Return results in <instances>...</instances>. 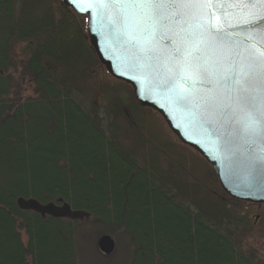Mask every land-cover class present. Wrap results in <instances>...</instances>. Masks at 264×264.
<instances>
[{
    "label": "trees",
    "instance_id": "obj_1",
    "mask_svg": "<svg viewBox=\"0 0 264 264\" xmlns=\"http://www.w3.org/2000/svg\"><path fill=\"white\" fill-rule=\"evenodd\" d=\"M22 7L0 0V264H79L77 214L127 237L129 264H264L214 222L216 197L231 200L214 169L133 90L108 102L111 137L74 99L101 73L125 84L100 64L87 18L61 0ZM28 79L36 98L20 95Z\"/></svg>",
    "mask_w": 264,
    "mask_h": 264
},
{
    "label": "snow or ice",
    "instance_id": "obj_2",
    "mask_svg": "<svg viewBox=\"0 0 264 264\" xmlns=\"http://www.w3.org/2000/svg\"><path fill=\"white\" fill-rule=\"evenodd\" d=\"M68 2L96 13L134 70L214 137L229 164L264 170V0ZM228 5L248 18L232 20Z\"/></svg>",
    "mask_w": 264,
    "mask_h": 264
},
{
    "label": "water",
    "instance_id": "obj_3",
    "mask_svg": "<svg viewBox=\"0 0 264 264\" xmlns=\"http://www.w3.org/2000/svg\"><path fill=\"white\" fill-rule=\"evenodd\" d=\"M62 4L70 8L75 14L87 18L88 36L90 46L93 47L96 57L104 66L111 78L127 84L133 89L134 98L142 108H151L160 114L171 132L180 139L183 144L193 148L214 169L221 189L233 200H238L254 205H264V170L251 173L242 163H232L224 159L218 142L209 136L195 122L183 112L171 104L165 94L155 87L150 81L143 78L141 73L132 67L133 61L128 51L109 35L102 21L95 12L88 14L78 12L68 0H61ZM77 7L89 8V5ZM200 8H220L218 5L198 6ZM230 12L233 9H241L242 5L226 6ZM232 20L247 19L245 12H232ZM214 19L223 20L219 13ZM135 76L136 80L129 77ZM137 80L139 83H137ZM116 243L111 236H103L98 242V249L106 256H110L116 250Z\"/></svg>",
    "mask_w": 264,
    "mask_h": 264
},
{
    "label": "rangeland",
    "instance_id": "obj_4",
    "mask_svg": "<svg viewBox=\"0 0 264 264\" xmlns=\"http://www.w3.org/2000/svg\"><path fill=\"white\" fill-rule=\"evenodd\" d=\"M15 1L17 9L21 10L25 0ZM18 51L16 46L13 51V56L16 59L18 58ZM95 78L96 80L92 81V83H86V86L82 88L80 92L73 93V97L80 103L89 116L97 122L100 129L104 131L108 137H111L109 127L114 121L115 115L106 110L108 102L111 98L115 97L122 106L128 104L129 101L131 103L133 89L127 84L113 85L112 80L104 73L99 74L97 77L95 76ZM19 92L22 97L36 98L40 91L38 92L35 83L31 79H28L20 83ZM171 194H174V192H171ZM216 198L219 201L217 204L219 206H216L213 211H211L213 212V217H215L214 222L217 224L221 223L220 228L224 232L230 233L237 249L243 252L254 250L260 253L261 257L264 259V205H254L238 200L232 201L233 199L229 197L231 199L229 200L226 196L221 198L217 196ZM185 204L190 208L192 213H198L200 211V207L193 205L192 202H187ZM74 216H71V218ZM76 216L82 228L78 238L79 264L130 263L132 247L127 237L120 235L118 240L114 239L116 250L110 256H106L98 249V242L101 237L108 236L103 228L95 223L93 218H86L80 214ZM24 239L27 241V237L25 238L24 236Z\"/></svg>",
    "mask_w": 264,
    "mask_h": 264
}]
</instances>
